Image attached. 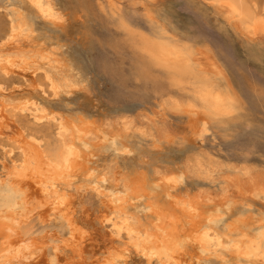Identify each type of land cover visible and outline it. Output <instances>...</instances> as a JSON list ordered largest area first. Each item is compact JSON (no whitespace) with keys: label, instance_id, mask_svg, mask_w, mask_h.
<instances>
[{"label":"clouds","instance_id":"obj_1","mask_svg":"<svg viewBox=\"0 0 264 264\" xmlns=\"http://www.w3.org/2000/svg\"><path fill=\"white\" fill-rule=\"evenodd\" d=\"M0 264H264V0H0Z\"/></svg>","mask_w":264,"mask_h":264}]
</instances>
